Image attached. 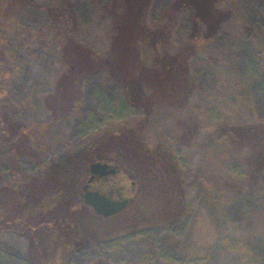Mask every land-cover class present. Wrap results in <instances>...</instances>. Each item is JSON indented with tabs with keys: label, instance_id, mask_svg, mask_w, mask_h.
Returning a JSON list of instances; mask_svg holds the SVG:
<instances>
[{
	"label": "rangeland",
	"instance_id": "1",
	"mask_svg": "<svg viewBox=\"0 0 264 264\" xmlns=\"http://www.w3.org/2000/svg\"><path fill=\"white\" fill-rule=\"evenodd\" d=\"M71 2L68 18L76 41L91 48L95 58L112 60L107 72L94 70L83 78L84 68L97 62L81 58L72 78L59 79L63 33L51 16L59 0H11L5 7V14L15 19L7 36L14 68L9 99L16 119L28 124L53 117L31 151H44L46 161L57 162L89 150L73 179L71 196L78 194L77 184L87 182L84 171L90 164L110 158L121 162L118 175L96 177L90 190L113 200L128 199L127 208L103 218L89 207L82 217L83 233L93 240L80 244L61 264H94L98 258L108 264H264V144L259 143L264 139V0H221V9L233 15L197 50L194 98L186 105L179 101L177 105L185 106L179 109L158 104L148 117L145 109L127 102L117 77L112 20L123 9L122 2ZM191 19L190 11H175L173 0H154L144 24L155 29L170 20L164 49L173 52L184 42ZM141 52L142 66H153L144 45ZM140 121L148 125L141 128ZM216 123L247 132L224 135L211 127ZM135 148L144 154L139 171L122 159ZM17 161L24 174L38 175L39 166L30 155ZM258 162L263 169L258 166L257 171ZM179 171L185 175L182 188ZM8 181L0 140V188ZM9 201L5 196V216ZM40 234L35 228L34 238ZM36 239L1 232L0 264H30ZM239 243L243 251L236 249Z\"/></svg>",
	"mask_w": 264,
	"mask_h": 264
},
{
	"label": "trees",
	"instance_id": "2",
	"mask_svg": "<svg viewBox=\"0 0 264 264\" xmlns=\"http://www.w3.org/2000/svg\"><path fill=\"white\" fill-rule=\"evenodd\" d=\"M10 1L0 0V140L6 151L9 169V181L0 188V233H23L27 240L34 241L36 239L34 230L38 228V233L41 231V234L36 239L37 248L33 252V249L29 251L28 262L61 264L62 260L80 244L93 240L92 236L87 237L83 233L85 224L82 217L87 215L89 207L84 203L77 207L82 201L80 190L84 184H77L78 194L74 193L72 196L70 194L72 190L75 191L76 185L73 184V179L81 170L82 163L87 160L89 150H84V154L76 153L68 159L57 162L46 161L44 151L38 155L31 151V145L47 134L53 117L51 116L52 118L50 117L47 122L31 121L28 124H22L16 119L17 109L9 99L14 68L8 58L7 31L15 21L12 16L5 14V7ZM118 1L122 2L123 9L118 11L112 20L111 50L118 63L117 67L120 65L118 67L120 74L116 76L121 83L124 98L127 102L145 109L147 117L158 104L165 102L178 109L184 108L185 106L177 103L181 101L186 105V102L194 98L196 91L192 70L197 50L221 30L229 17H232V11L221 9V0H173L175 11H190L192 19L190 31L186 38H183L184 42L173 52H169L164 46L169 39L167 28L170 20L167 26L163 24L155 29H150L144 24V16L154 0ZM54 6L56 8H52L51 16L56 18L57 25L59 24L57 28L63 33L59 36L63 63L62 75L59 79L66 81L72 78L73 71L78 68L81 58L90 62L95 56L91 48L79 44L73 35L75 27L69 16L72 11L71 0H59V4ZM143 45L154 64L151 67L142 66L145 62L141 52ZM95 59L96 67H85L83 78L88 77L94 70L107 72L106 70L110 68L108 66L112 60L109 61L105 57ZM115 69L117 70L116 67ZM140 124L141 128L148 125L146 123L144 125V121H140ZM211 127L228 136L233 135V131L242 134L247 132L242 127L230 128L227 125L225 128L219 123ZM259 143L264 144V139L259 138ZM23 154L30 155L36 161L39 166L38 175L29 176L21 171L17 159ZM142 155H144L143 150L135 148L134 152L122 154V159L127 162L132 161L133 167L139 171L144 164ZM170 156H173L172 153ZM113 160L110 158L101 162L113 163L119 169V174L121 162L118 164ZM255 166L257 171L258 166L263 167L261 162ZM84 173L88 176V169ZM178 173L179 188H182L185 186L184 183L182 185V182H185V175L181 177L180 171ZM131 176L126 178L131 180ZM5 196H10L9 216L4 214ZM235 247L242 251L244 249L240 243ZM94 264L108 263L98 258Z\"/></svg>",
	"mask_w": 264,
	"mask_h": 264
},
{
	"label": "water",
	"instance_id": "3",
	"mask_svg": "<svg viewBox=\"0 0 264 264\" xmlns=\"http://www.w3.org/2000/svg\"><path fill=\"white\" fill-rule=\"evenodd\" d=\"M88 169L90 178L82 188L84 204L90 207L96 215L103 218H111L124 211L128 206V199L112 200L98 191L89 189V185L95 176L98 178L113 176L117 173V170L108 164L102 163H92Z\"/></svg>",
	"mask_w": 264,
	"mask_h": 264
},
{
	"label": "flooded vegetation",
	"instance_id": "4",
	"mask_svg": "<svg viewBox=\"0 0 264 264\" xmlns=\"http://www.w3.org/2000/svg\"><path fill=\"white\" fill-rule=\"evenodd\" d=\"M102 164H108V165H110V167H113V163H102ZM113 168H115L116 170H117V173L115 174V175H113V176H116V175H118V169L116 168V167H113ZM89 175H90V173H89ZM88 175V179L90 178V176ZM96 177L97 176H95L94 178H93V180H92V182L96 179ZM109 177V176H108ZM105 178H107V177H105ZM88 179H87V181H88ZM97 179H99V178H97ZM91 182V183H92ZM91 183H90V185H91ZM90 185H89V189H90ZM110 198V197H109ZM112 199V198H111ZM113 200V199H112ZM120 200V199H119Z\"/></svg>",
	"mask_w": 264,
	"mask_h": 264
}]
</instances>
